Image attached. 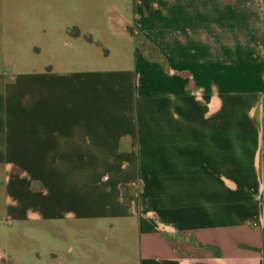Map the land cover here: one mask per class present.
I'll return each instance as SVG.
<instances>
[{"label": "crops", "instance_id": "crops-1", "mask_svg": "<svg viewBox=\"0 0 264 264\" xmlns=\"http://www.w3.org/2000/svg\"><path fill=\"white\" fill-rule=\"evenodd\" d=\"M0 264H264V0H0Z\"/></svg>", "mask_w": 264, "mask_h": 264}]
</instances>
